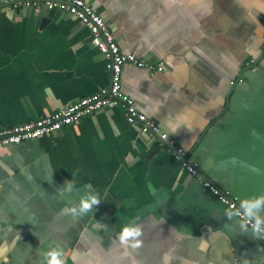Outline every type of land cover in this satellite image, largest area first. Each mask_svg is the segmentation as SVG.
I'll use <instances>...</instances> for the list:
<instances>
[{
	"label": "crops",
	"instance_id": "crops-1",
	"mask_svg": "<svg viewBox=\"0 0 264 264\" xmlns=\"http://www.w3.org/2000/svg\"><path fill=\"white\" fill-rule=\"evenodd\" d=\"M86 1L122 51L164 63L124 66L137 107L264 218V0ZM27 8L0 0V129L110 83L76 16ZM0 264H264V237L108 106L0 146Z\"/></svg>",
	"mask_w": 264,
	"mask_h": 264
},
{
	"label": "built area",
	"instance_id": "built-area-1",
	"mask_svg": "<svg viewBox=\"0 0 264 264\" xmlns=\"http://www.w3.org/2000/svg\"><path fill=\"white\" fill-rule=\"evenodd\" d=\"M18 6H31L42 4L47 10L56 8L64 13L76 16L91 32L92 41L99 48L106 60V67L110 75L109 85L99 91L81 97L76 101L62 107L54 113L40 116L21 124L6 126L0 129V146L19 143L23 139L50 135L79 121L82 117L92 114L108 106H122L126 120L138 123L143 132L157 136L160 140L174 149L182 165L191 175L198 177L206 187L225 203L235 214L241 218L254 231L264 237V218L249 206L242 203L238 196L221 189L214 182L206 178L200 164L190 159L188 150L178 144L162 127L136 105L135 100L123 89V69L128 63L150 70H163L164 63L153 64L140 58L135 53L122 51L116 37L104 18L86 0H12Z\"/></svg>",
	"mask_w": 264,
	"mask_h": 264
},
{
	"label": "water",
	"instance_id": "water-1",
	"mask_svg": "<svg viewBox=\"0 0 264 264\" xmlns=\"http://www.w3.org/2000/svg\"><path fill=\"white\" fill-rule=\"evenodd\" d=\"M29 9V7L27 8V10ZM58 10L56 8H52V9H48L46 10L44 13H43V18H42V25L45 24L46 22H48L49 20H51L54 15L56 14ZM260 21L262 22V24L264 25V14H261L260 16ZM264 57V48L262 50V53H261V57L260 59L257 61L256 65L260 62L261 59H263ZM254 65V66H256ZM236 86V83L234 85V87ZM229 104V98H228V101H227V106ZM201 172L202 174L206 177V174L204 173V171H202L201 169Z\"/></svg>",
	"mask_w": 264,
	"mask_h": 264
}]
</instances>
